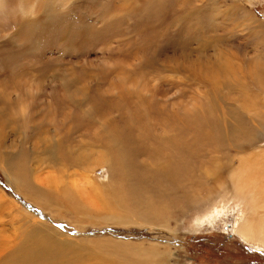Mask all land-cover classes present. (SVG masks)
<instances>
[{
	"label": "bare ground",
	"instance_id": "1",
	"mask_svg": "<svg viewBox=\"0 0 264 264\" xmlns=\"http://www.w3.org/2000/svg\"><path fill=\"white\" fill-rule=\"evenodd\" d=\"M247 1L253 4L259 0ZM139 2L141 0H127L123 4ZM152 2L157 4L147 6L148 21L145 23L144 19L142 22L146 28H137L139 41L143 44L140 48H143L133 54L127 51L122 58L119 57L117 68L122 69V76L118 84L110 86L112 96L107 91L111 102L119 106H112L115 109L120 108V104L127 110L133 108L134 117L129 118L130 122L116 109L106 127L105 137L102 139L100 129L92 130V136L90 135V140L86 139L88 143L85 144L82 154L74 149L73 153L70 152L69 144L66 151L58 144L51 150V153H55L54 157H59L54 170H48L41 176L43 172L35 167L34 172L26 173L22 162L15 165V172L10 177L22 192L44 204L58 199L69 203L71 199L75 204L72 213H87L95 209L100 219L114 223L166 225L165 219L170 213L164 217L165 209L170 207V200H166L168 197L174 200L180 198L176 206L183 212L191 207H203L200 215H196L194 219L197 224L205 219L211 220L223 212L228 200L236 198L235 200L243 201L245 206L244 214L236 216V233L245 241L264 250V24L239 3L228 0H179V16L173 18L170 17L173 12L167 11V6H171L172 2L149 0L148 3ZM203 7L208 12L201 10ZM114 9L128 11L122 4ZM151 9L156 12L154 18L150 16L154 12L149 11ZM111 17L110 21L107 20L109 24L115 22L113 15ZM120 26L121 23L118 24L119 28ZM172 31H177L176 36H179V40H184V44H189L188 40L193 34L200 32L199 35L196 34L199 45L195 46L196 53L190 54L189 58L182 50L181 58L178 55L172 56L174 62L167 61L156 66L154 64L161 71L168 70L177 74L174 78L169 76L170 79H165L163 83L166 88L162 83L164 89L156 93L152 89L153 84L150 85L143 78L144 75L141 77L138 67L144 65L146 69L153 68L156 54L175 39L171 35ZM199 49L203 55L199 54ZM147 71L150 72V69ZM159 74L160 71L150 77ZM87 91H83V95ZM86 106L88 118L93 120L92 102ZM229 146H233L236 153L231 154ZM60 151H65L70 166L62 167L60 161L64 155L60 157ZM131 151L149 154L145 155L142 168L144 174L156 183L155 191L158 196L148 195V200L143 204L139 201L140 195L121 193L118 201L123 202L126 210H118L120 206L116 208L107 201L105 204H97L93 196L97 194L98 188L91 182L90 173L102 166L107 173L104 176H107L108 182L114 184L118 181L124 184L122 175L126 173L124 165L127 164L124 155ZM115 169H118V175ZM75 170L80 172L81 177L78 179L74 176ZM85 179L90 184L89 188L93 189V194L88 191ZM204 187L208 190L206 196L201 195ZM220 190L222 194L214 197L213 194H218ZM1 193L0 199L4 198ZM97 201L99 202L98 199ZM4 206L7 207L6 203L0 201V212L10 216ZM62 207L65 209V204ZM68 209L66 208L67 211ZM37 234L39 236L32 243H25L27 236L19 240L24 250L21 246L11 250V263L38 262L41 255L40 264H51L58 252L70 254L68 257L73 258L72 261L83 262V258L75 253L76 250L69 248V242H80L84 246L81 254L83 250L103 253L112 264L165 263L164 254L155 245L144 247L135 242L109 238H102L91 244L89 240L61 234H56L61 238L56 242L51 236L46 238L40 232Z\"/></svg>",
	"mask_w": 264,
	"mask_h": 264
},
{
	"label": "rangeland",
	"instance_id": "2",
	"mask_svg": "<svg viewBox=\"0 0 264 264\" xmlns=\"http://www.w3.org/2000/svg\"><path fill=\"white\" fill-rule=\"evenodd\" d=\"M123 1L127 0H0V191L2 192L0 193L4 195L0 201L6 203L7 207L4 208L10 213V216H6L0 212V264H13L10 259L14 248L21 246L24 250L19 240L27 236L25 243H32L39 232L46 238L53 237L56 242L61 239L56 234H61L89 240L91 244L102 238H109L135 242L144 247L155 245L165 256L164 264H264V250L242 239L234 229L235 222L238 221L237 217L245 212L243 201L235 200L236 198L227 201L223 212L209 219L210 221L205 219L197 223L199 225L195 224L194 219L196 215H200L203 207H191L183 212L179 206H176L180 198L174 200L168 197L166 200H170L168 202L170 207L165 209L164 217L166 218L170 213L165 219L166 225L156 226L141 222L114 223L100 219L94 208L92 211L86 210L87 213H79V211L72 213L75 204L71 199L69 203L58 199L44 204L22 192L11 179L10 174L15 172V165L22 162L26 173L34 172L35 167L36 170L43 172L41 176H44L48 170H54L59 157H54L55 153H51V150L58 144L65 148V151L70 145V152L74 149L78 154H82L88 143L87 140L92 136V130L100 129L102 139L105 137L106 127L115 115L116 109H119L117 112H121L127 122H130L129 118L134 117L132 107L127 110L120 104V108H114L119 106L111 102L110 86L118 84L122 76V69L117 68L119 57L122 58L128 53L127 51L133 54L143 48H140L143 44L139 41L140 34L137 35V28H146L142 22L149 16L147 6L157 3L141 0L139 3L125 5ZM144 1L147 2L143 4ZM168 1L172 2L171 6H167V11L173 12L170 17L179 16V0ZM228 1L239 3L264 24V0L253 4L247 0ZM121 4L128 8V13L125 10L114 9ZM203 9L204 12H208L205 7L201 10ZM149 11H154L150 14L154 18L155 10ZM110 13L115 21L111 24L107 21L112 19L111 15H108ZM147 21L148 19L145 23ZM119 23H121L120 28ZM196 34L188 40L189 44H184L185 41L179 40V36H176L177 31H172L171 35L175 39L169 45L171 48L169 46L166 47L168 49L161 48L155 56L153 68H149L150 72L147 71L149 69L144 68V65H139L141 77L144 75L143 78L150 85L153 84L152 89L156 93L164 89L165 79L177 76L176 73L168 70L161 71L160 68L155 67L156 64L174 62V55L181 58L182 50L187 54V58L190 54H195V46L199 45ZM176 41L178 42L173 43ZM202 53L199 52L200 55ZM152 70V74L159 71L160 74L150 77ZM83 91H87L86 95H83ZM74 98H77V101ZM89 102L94 106L93 120H89L87 115L86 104ZM108 112L111 114L107 115ZM82 138L87 140L84 141ZM229 147L231 154L236 153L233 146ZM65 151H60V157L64 155L60 161L62 167L70 166ZM145 155L149 154L131 151L124 155L127 160V164L124 165L126 173L122 175L124 184L118 181L114 184L108 182L107 176H104L105 168L95 167V171L90 173L91 182L98 188L97 194L93 196L95 202L105 204L107 201L116 208L120 206L118 210L123 208L126 210L123 202L118 201V197L122 194L140 195L139 201L143 204L148 200H146L148 195L158 196L155 191L156 183L144 174L142 168ZM54 161L55 164H52ZM115 171L118 175V169ZM74 173L77 179L81 177L79 171L75 170ZM86 180L84 183L92 193L93 189L89 188L90 184ZM207 192V188L204 187L201 195L206 196ZM221 194L222 190L213 195L217 197ZM64 204L65 209L62 207ZM66 208H69L68 211ZM70 243H68L69 248L76 250L75 253L83 258V262L80 260V263L112 264L103 253L83 250L81 254L83 245L80 242ZM68 255L70 254L66 252L56 253L51 264H80L72 261L73 258H69ZM41 257L40 255L38 262L27 264H40Z\"/></svg>",
	"mask_w": 264,
	"mask_h": 264
}]
</instances>
